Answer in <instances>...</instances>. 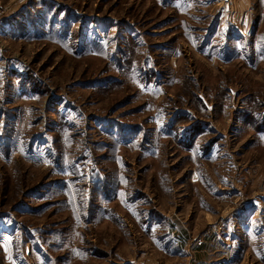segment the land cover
Returning <instances> with one entry per match:
<instances>
[{
    "label": "rangeland",
    "instance_id": "obj_1",
    "mask_svg": "<svg viewBox=\"0 0 264 264\" xmlns=\"http://www.w3.org/2000/svg\"><path fill=\"white\" fill-rule=\"evenodd\" d=\"M0 264H264V0H0Z\"/></svg>",
    "mask_w": 264,
    "mask_h": 264
}]
</instances>
